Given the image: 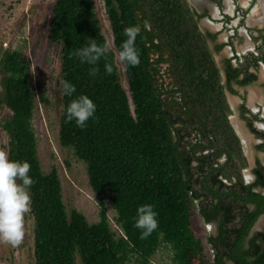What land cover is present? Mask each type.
Listing matches in <instances>:
<instances>
[{"label":"trees","instance_id":"trees-1","mask_svg":"<svg viewBox=\"0 0 264 264\" xmlns=\"http://www.w3.org/2000/svg\"><path fill=\"white\" fill-rule=\"evenodd\" d=\"M103 1L115 49L97 62V75L89 74L93 65L73 54L89 39L104 43L95 0H56L48 37L61 47V81L76 87L72 96L63 94L60 143L86 165L100 208L98 222L90 223L77 209L68 212L58 169L43 170L33 119L39 100L49 102L46 89L37 92L30 59L21 49L0 47V109L9 113L0 128L8 137L10 159L27 160L35 181L30 189L35 264H153L162 247L171 251L174 264H264V233L249 238L264 214V195L252 191L264 185V169H256V182L245 186L246 158L229 120L225 91L233 81L245 85L256 75L239 79L243 70L226 60L223 84L208 43L216 35L201 30L203 15L188 0ZM137 24L141 63L121 62L125 86L117 56L127 39L123 29ZM82 94L97 105L83 129L66 119L67 106ZM223 155L226 161L215 166L214 158ZM108 198L120 233L111 225ZM207 198L217 203L203 204ZM227 200L244 203L237 227H229L235 215ZM146 203L155 206L159 227L141 239L134 225L138 207ZM198 209L205 221L219 222L218 234L207 239L212 259L194 229Z\"/></svg>","mask_w":264,"mask_h":264},{"label":"rangeland","instance_id":"rangeland-1","mask_svg":"<svg viewBox=\"0 0 264 264\" xmlns=\"http://www.w3.org/2000/svg\"><path fill=\"white\" fill-rule=\"evenodd\" d=\"M55 2L56 0H0V47L21 49L29 57L34 72V86L37 92L46 89L49 101L44 103L39 100L33 119L42 168L46 173L53 166L58 169L68 212L77 209L86 215L90 223H95L100 220V208L89 183L86 165L75 157L71 149L64 148L59 139L63 111L61 47L48 39L49 21ZM95 3L103 21L104 33L115 49L104 1L95 0ZM117 63L126 86L123 66L118 56ZM8 115L7 110L0 109V119ZM7 144L8 137L0 128V148L6 149ZM106 208L113 229L120 233V226L115 221L116 211L109 198ZM193 222L194 229L205 243L207 257L212 259L213 252L207 239L214 232L213 226H203L197 211ZM33 223L29 212L25 216L24 239L18 246L12 247L0 242V264H35ZM171 258V251L162 247L152 261L153 264H174Z\"/></svg>","mask_w":264,"mask_h":264},{"label":"flooded vegetation","instance_id":"flooded-vegetation-1","mask_svg":"<svg viewBox=\"0 0 264 264\" xmlns=\"http://www.w3.org/2000/svg\"><path fill=\"white\" fill-rule=\"evenodd\" d=\"M188 2L198 14L203 15L199 19L201 30L204 33L216 35L215 39L209 38L208 43L221 70L223 84L227 85L226 60H231L234 67L243 70L239 79H245L249 77V74L256 75L255 80L249 81L245 85L233 81L230 88L236 93L232 92L228 85L225 88L227 98L228 93H230L238 100V102H234L228 98L232 109L229 120L240 139L242 151L246 158L247 166L242 169L243 179L248 175L256 176V169H264V164H262L264 162V61L262 59L264 57V0H188ZM214 7L217 8V19L212 17ZM256 7L260 8L261 11L258 15L261 16L253 15V10ZM205 18L216 24L219 23L220 29L213 31L203 27L202 20ZM217 45H223V47L217 50ZM250 90L255 91L259 96V100L255 101L254 104L249 99ZM250 124L256 129V132ZM224 161H226L225 155L214 158L213 163L218 166ZM220 179L226 186L231 187L232 184L228 179L221 176ZM235 181V178L232 179V182ZM212 202L217 203V200L207 198L203 204H212ZM226 203L233 204V214L235 215L229 227L239 226L244 203L230 200H227ZM247 207L253 210L254 204L248 203ZM197 213L203 226H213L214 232L210 235L216 236L219 231V222H207L200 214L199 209ZM261 220H263L262 224H259ZM258 232L264 233V214L258 217L251 229L249 238ZM260 242L264 247V241L261 239ZM226 264L233 263L228 261Z\"/></svg>","mask_w":264,"mask_h":264},{"label":"clouds","instance_id":"clouds-1","mask_svg":"<svg viewBox=\"0 0 264 264\" xmlns=\"http://www.w3.org/2000/svg\"><path fill=\"white\" fill-rule=\"evenodd\" d=\"M148 22L145 21V28ZM141 32L139 24L123 29V34L127 37L123 41L119 52V61L133 67L141 63L140 52L137 49L136 39ZM84 47L77 49L73 54L80 58L81 63L93 65L89 74L95 76L99 72L96 67L97 62L103 57L107 59L108 53L112 50L111 41L105 37L103 44H98L96 39H89ZM106 72L111 74L112 65H105ZM62 94L72 96L76 92V87L69 81H61ZM97 105L86 94H82L72 99L67 106V122L75 123L80 128L87 127V122L96 114ZM264 164V162H262ZM31 164L27 161L10 159L6 149L0 148V242L10 244L12 247L18 246L25 235V216L31 211L32 197L30 189L35 183L29 175ZM257 177L248 175L244 179L245 186L255 183ZM254 193L264 195V186L252 188ZM158 212L151 203H146L138 207L135 227L141 230V239L150 236L158 227Z\"/></svg>","mask_w":264,"mask_h":264},{"label":"crops","instance_id":"crops-1","mask_svg":"<svg viewBox=\"0 0 264 264\" xmlns=\"http://www.w3.org/2000/svg\"><path fill=\"white\" fill-rule=\"evenodd\" d=\"M260 11H261L260 8L256 7L253 10V15L261 16V15H258V14H260L259 13ZM212 13H213L212 17L214 19H217L218 18V14H217V8L216 7H214L212 9ZM202 26L206 27V28H209V29H211L213 31H216V30L220 29V27H221L219 23L216 24V23H214L212 20H210L208 18H205V19L202 20ZM228 98H229V100H233L234 102H238L237 98L232 96L230 93H228ZM249 99L254 104L255 101L259 100V96H258V94L255 91L250 90L249 91Z\"/></svg>","mask_w":264,"mask_h":264},{"label":"bare ground","instance_id":"bare-ground-1","mask_svg":"<svg viewBox=\"0 0 264 264\" xmlns=\"http://www.w3.org/2000/svg\"><path fill=\"white\" fill-rule=\"evenodd\" d=\"M236 122V121H235ZM235 124V123H234ZM239 125V124H238ZM240 126V125H239ZM239 129V128H238ZM239 131H240V129H239Z\"/></svg>","mask_w":264,"mask_h":264}]
</instances>
